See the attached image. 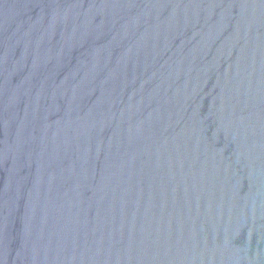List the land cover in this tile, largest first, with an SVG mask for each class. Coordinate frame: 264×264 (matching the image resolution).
I'll return each instance as SVG.
<instances>
[{"label": "water", "instance_id": "1", "mask_svg": "<svg viewBox=\"0 0 264 264\" xmlns=\"http://www.w3.org/2000/svg\"><path fill=\"white\" fill-rule=\"evenodd\" d=\"M0 264H264V0H0Z\"/></svg>", "mask_w": 264, "mask_h": 264}]
</instances>
